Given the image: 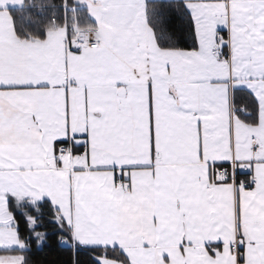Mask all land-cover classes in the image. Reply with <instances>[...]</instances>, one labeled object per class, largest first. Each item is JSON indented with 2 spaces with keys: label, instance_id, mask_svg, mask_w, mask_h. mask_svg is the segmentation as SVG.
Returning <instances> with one entry per match:
<instances>
[{
  "label": "snow or ice",
  "instance_id": "6c2138e0",
  "mask_svg": "<svg viewBox=\"0 0 264 264\" xmlns=\"http://www.w3.org/2000/svg\"><path fill=\"white\" fill-rule=\"evenodd\" d=\"M264 264V0H0V264Z\"/></svg>",
  "mask_w": 264,
  "mask_h": 264
},
{
  "label": "trees",
  "instance_id": "16d2710c",
  "mask_svg": "<svg viewBox=\"0 0 264 264\" xmlns=\"http://www.w3.org/2000/svg\"><path fill=\"white\" fill-rule=\"evenodd\" d=\"M36 259L42 264H63L66 254L56 250L45 249L43 253L36 256Z\"/></svg>",
  "mask_w": 264,
  "mask_h": 264
}]
</instances>
